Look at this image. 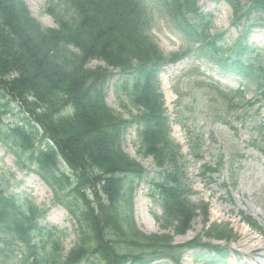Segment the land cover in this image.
I'll return each mask as SVG.
<instances>
[{
  "label": "trees",
  "instance_id": "trees-1",
  "mask_svg": "<svg viewBox=\"0 0 264 264\" xmlns=\"http://www.w3.org/2000/svg\"><path fill=\"white\" fill-rule=\"evenodd\" d=\"M235 1L226 0L233 13L231 25L241 31L231 46L223 47L225 34L210 33L211 16L200 11L196 0H62L45 9L55 28L38 23L23 0H0V144L16 158L19 169L48 186L77 228V242L64 254L61 234L39 226L44 212L7 192L12 174L0 176V264H153L162 259L179 264L182 253L191 249L205 250L201 257L225 256V249L210 241H229L232 231L208 224L207 207L191 203L158 74L196 55L221 76L243 79L260 94L255 101L264 105V56L247 41L254 26L264 28L255 24L258 18H251L264 13V0H248L245 11ZM156 12H163L186 40L185 50L164 54L153 42L149 32ZM91 61L104 66L89 68ZM113 70L125 77L121 89L138 110L129 119L105 103ZM212 93L223 108L220 119L236 115L245 121L250 102L242 91L218 88ZM14 105L21 119L5 125ZM134 125L139 127L138 153L160 169L149 188L160 202L162 229L181 236L201 216L203 237L176 246L168 234L147 235L137 228L133 182L143 180L146 171L120 147ZM192 150L196 153L198 146ZM222 165L219 158L214 167L203 166L201 174L209 182ZM244 221L264 236L253 220ZM206 257L203 264H224Z\"/></svg>",
  "mask_w": 264,
  "mask_h": 264
},
{
  "label": "rangeland",
  "instance_id": "rangeland-1",
  "mask_svg": "<svg viewBox=\"0 0 264 264\" xmlns=\"http://www.w3.org/2000/svg\"><path fill=\"white\" fill-rule=\"evenodd\" d=\"M62 0H23L31 16L43 27L55 28L53 19L45 14L50 3ZM197 7L204 14H210L212 30L210 33H224L220 43L231 46L240 28L231 25L233 13L226 0H196ZM242 11L246 10L248 0H236ZM255 24L264 25V13L258 16ZM149 35L164 54L178 53L187 47L186 40L175 30L163 12H156ZM248 44L264 56V28L253 27L247 38ZM183 57L174 64L159 71V91L163 108L169 122L170 137L180 148L179 164L182 180L190 191L191 203L207 207L208 224H218L231 230L229 241L210 243L225 249L227 264H264V236L250 228L244 219L253 220L264 232V133L257 135L255 128H264V105L262 101L249 103L245 122L236 115L223 121V108L212 89L224 91L241 89L245 100H255L260 95L253 87H246L243 79L237 76H221L216 67L196 55ZM89 68L103 67L99 61H91ZM105 86V103L124 119L138 114L129 103L121 89L125 77L112 71ZM256 94V95H255ZM20 112L14 110L4 117V124H15ZM222 119H220V118ZM138 126H132L122 136L120 147L124 153L135 160L145 171L141 181L133 182L132 217L137 228L147 235L168 234L173 245H184L194 238L203 237V219H193L190 229L184 235H174L172 229H162V210L157 197L150 196L149 181L156 177L160 169L150 157L138 153ZM40 139V134H38ZM198 146V151L192 146ZM219 158L223 165L211 180L201 174L203 166L214 167ZM61 169H65L64 166ZM12 174L7 190L19 198L30 202L44 216L38 221L45 230L54 228L61 234L60 248L66 254L77 242V228L72 217L53 199V194L36 175L21 170L16 158L0 144V176ZM8 180V178H7ZM225 186V187H224ZM205 242L207 239H203ZM210 255L209 259L212 258ZM197 249L188 250L180 256L179 264H203ZM81 264H88L82 262ZM154 264H173L162 260Z\"/></svg>",
  "mask_w": 264,
  "mask_h": 264
}]
</instances>
